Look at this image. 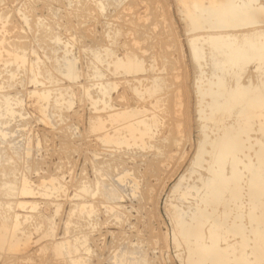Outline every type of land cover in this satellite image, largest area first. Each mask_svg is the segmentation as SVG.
<instances>
[{
  "label": "rangeland",
  "instance_id": "1",
  "mask_svg": "<svg viewBox=\"0 0 264 264\" xmlns=\"http://www.w3.org/2000/svg\"><path fill=\"white\" fill-rule=\"evenodd\" d=\"M237 3L242 10L250 8L248 1ZM254 5L264 11V0ZM184 9L175 0H0V160L12 156L19 164L15 179L36 193L0 197V264H72L61 249L68 243L79 246L77 256L86 264L136 259L147 261L142 264H195L197 231L209 242L217 240L218 248L238 264L252 251L253 264L264 262V197L256 254L240 246L241 236L215 226L227 207L204 206L194 191L184 196L209 181L203 161L216 148V131L228 125L234 137L245 127L236 115L222 126L201 119L205 106L200 105L199 87L224 79L228 88L249 84L245 88L253 86V96L264 97V86H255L258 77L249 78L257 75L261 61L254 58L247 71L239 69L227 78L225 50L208 43L200 44L207 49L206 58L201 55L204 62L196 61L194 37L220 32L209 25L188 32ZM260 26L264 29V22ZM8 109L15 113L12 117ZM251 124L245 139L254 142L256 132L262 133L259 142L264 144V125ZM261 172L264 195V166ZM93 188L106 193L117 189L118 199L110 201ZM241 201L246 211L242 223L250 230L251 197L245 194ZM10 203L22 208L11 212ZM202 209L211 213L210 220H204ZM253 234L250 230L245 236ZM22 240L29 241L25 250Z\"/></svg>",
  "mask_w": 264,
  "mask_h": 264
},
{
  "label": "bare ground",
  "instance_id": "2",
  "mask_svg": "<svg viewBox=\"0 0 264 264\" xmlns=\"http://www.w3.org/2000/svg\"><path fill=\"white\" fill-rule=\"evenodd\" d=\"M175 1L177 2L178 5L185 8L184 10H186L185 11L186 16H183V17H185L184 22L186 24V29L188 30V32L193 31V32L198 33L199 30L205 29L207 27V25H209V27L211 29L220 32V33L210 34L208 37H205V35L194 37L195 39H193L191 42V45H192L191 50L193 51L192 55L196 59V61H203L204 62V60L206 58L205 57V55H206L205 50H207V49L204 50V48H202L200 46L201 43H204V44L208 43L209 45H211L216 50L217 49L220 51L225 50V55L227 57L226 58L227 61L225 62V68L223 70L225 71V77L228 78V77H232L233 73L236 71L238 72L239 69L243 68L242 72L247 71L246 67L249 64L251 65L250 62H252V60L254 58H257L261 61L260 67L257 69V72H258V73H256L257 75L256 76L252 75V73H251V75H249L250 73L247 75H249V78H250V76H251V78L256 77V79L258 77V81H256V80L255 81L259 85L255 84L253 82L256 86V89L260 88L259 86H261V87L264 86V83H263L264 82V63H262V59H261V58H264V57H261V53L264 50V29L261 28V26H260L264 22V13H263L264 11L258 5L257 6L254 5L255 2H258V0H244V1H248L249 5H250V8L245 9V10H242L243 8H241L242 4L238 5V3H237L238 0H175ZM243 6H244V4H243ZM215 9H219V11L216 12V11H214ZM182 12H183V10H182ZM245 13L246 14L249 13V14L246 15ZM1 19H0V21H1ZM1 22L3 23V21H1ZM249 28H252V29L250 30ZM225 30H231L232 32L226 33ZM221 31H223V32H221ZM49 35L50 34H48V36ZM43 37L45 38V36H43ZM46 37H47V35H46ZM50 38H51V36H50ZM38 39H40V38H38ZM45 40L46 39H44V41ZM47 42H48V40H47ZM22 44L25 45V46L23 45V49L27 48L25 43H22ZM17 47H18V45H17ZM212 54L214 55V53H212ZM201 55L205 58H202ZM130 60H132V59H130ZM216 64H218V63H216ZM219 75H221V74H219ZM242 77H244V74ZM247 78H248V76H247ZM247 78L245 81H247ZM217 79H219V78H217ZM223 80H215V81L211 80L212 82L209 81L208 84L206 83L201 88L199 87V94L201 96L200 105L205 106L204 109H201L200 111L198 110L199 116H201V119L203 118V120H206V121L208 120L210 123H213V124L215 123V124H218L219 126H222L224 123L228 122L229 119H231L233 116L236 115V116L241 117L240 120H242V124L244 123L245 127L244 128L239 127L240 130L233 137V134H231L230 129H229V128H231V126L229 127L228 125L225 124L226 127L224 126L221 129L217 126V128L220 129L217 131L215 130L218 134V137H216L215 139L213 138L214 139L213 143H216V148L214 147V149H212V152L211 153L209 152L210 153L208 155L209 158L205 159L203 161V164L205 163L204 165H206V163H208L206 172L210 175V177H209L210 179L208 178L209 181H207V179H206L207 183L204 184L203 187L201 186V187H199V189L198 188L196 189V187H193L190 189V191L188 193H184V196L185 197L192 196V192L194 191L196 193V197H198L200 201H203L205 204L208 202V205L204 204V206L209 207L210 206L209 204H212L211 206H213V205H217L218 203H220V204L222 203V205H224L225 208L227 207V210L229 209L230 211L229 210H228V212L226 211L225 216L222 215V216H224L222 218V220L213 218V220L215 219L214 220L215 226L216 227L222 226L223 228L226 226L228 232L234 233V234L236 233L239 235V237L241 236V238H242L240 240V246L241 247H246V250L249 248H251V249L253 248L257 254V251L259 252V250L261 248V247H259V241H258V239L261 237L259 235L261 233H263V232L258 233V230H260L258 228V223L261 222V217H260L261 216L260 214H262L261 208L264 207L263 202H262L264 195H263V192H262L261 187H260V183L263 180V173L261 172V169L264 166V144L262 142H259V140H260L259 136L262 133L260 135H258V133L256 132V134H255L256 137L252 138V140H254V142L250 141L251 140L250 137L248 138V140L245 139V136H247V133L249 131V127L252 126L251 123H253V122L255 123L258 121L259 123H261V125L262 124L264 125V97H262L261 95L260 96H255V95L253 96L252 93L254 91H252V93H251L249 90V88L251 86L249 88H245L246 85H249V84H246L244 88H241L242 86L239 85L238 88L232 89V86L229 85L230 88H228L227 82H225ZM229 81H231V80L229 79ZM252 81H254V80L252 79ZM249 82H251V80H249ZM233 83H235V81H233ZM244 83H242L243 86H244ZM233 86L235 87L236 85H233ZM160 91H162V90H160ZM262 95H264V94L262 93ZM55 102H56V100H55ZM1 108H2V105L0 104V111H1ZM172 109H173V107H172ZM2 111H3V109H2ZM8 113H9V115H11V117H12V115L15 114L12 110L10 111V109H8ZM8 113H7V115H8ZM1 117H3V116H1ZM3 121H2V123H3ZM4 123H6V122H4ZM201 124H203V123H201ZM148 127L150 128V126H148ZM184 128H185V126H184ZM255 128H254V130H255ZM262 128H264V127H262ZM2 129H0V130H2ZM150 129H152V128H150ZM129 130L131 131L133 129L130 127ZM136 130L138 131V129H136ZM146 130H147V128H146ZM261 131H263V130H261ZM132 132H136L135 129ZM210 133L207 136L209 138H210ZM132 134H134V133H132ZM213 134H215V132ZM217 134H216V136H217ZM137 136H139V135H137ZM0 138H2V137L0 136ZM141 138H142V135H141ZM205 140H207V138L204 139V141ZM204 141H202V143H204ZM248 143H249V145H248ZM210 145H212V144H210ZM6 146H7V144H6ZM246 150H249V151L253 150L254 154L252 153L253 155H248L249 153L246 154L247 153ZM243 155L247 156L248 159L246 160L245 157H243ZM17 164L18 163L15 162V160L12 156H9L8 159L3 160L2 162L0 160V197L5 196L7 198L8 197L12 198V197H19V196L20 197L31 196V195L35 196L36 193L34 194L33 191L25 188L26 181H24V182L21 181V184L19 185V183H20V182H18L19 180L15 179L17 177L16 174H17L18 165H19V164L18 165ZM108 165L110 166L109 163H108ZM104 167H105V165H104ZM110 167H108L107 169H109ZM201 168H203V167H201ZM102 170H101V172H102ZM109 170L111 171V169H109ZM106 171L107 170L105 169L103 172L106 173ZM98 172H100V171L98 170ZM109 172H108V175L111 174ZM101 174L103 176V173H101ZM101 174H99V175H101ZM105 175H106V177H108L107 174H105ZM108 178H107V180H108ZM99 181H100V183H102L101 178ZM104 182H105V180L103 181V183ZM109 183L111 184V182H109ZM98 184H99V182H98ZM98 184L96 186V189L98 187ZM104 185H106V184H104ZM100 186H101V184L99 185V187ZM105 188H107V187H105ZM115 190H117V189H115ZM115 190L114 191L111 190V192L109 191V193H106L107 191L105 192V190L102 189V191L104 192L103 193L101 191V188H99L98 191H96V190L95 191L98 192L99 194L102 192L103 197L105 194L104 198H106V195H107V198L110 201H113V200L118 199L117 194L119 192L117 191V193H115ZM202 190L204 191V193H203L204 195L203 194L200 195V192ZM245 194L249 195L251 197V201H250L251 206H249V210L251 211L250 212L251 217H250V222H248V224L250 223V230L252 231V233H254L253 236H251V237L245 236V234L247 232H250V230H247L248 228L245 229V226H243L244 224L242 223V219L244 220V218L242 216H243V214L245 215L246 211L243 212L244 203H243V201H241V199L245 197ZM94 195H95V193L93 194V196ZM194 197H195V194H194ZM104 201H105V199H104ZM261 202H262L263 207L260 205ZM220 204H219V206H220ZM14 206H15V204L10 203L9 209L11 212H15L16 209L22 208L20 203L16 204V208ZM30 206L31 207L34 206V203ZM90 208L94 209L93 206ZM202 208H203V206H202ZM209 209H211V208H209ZM29 210L34 211V208L32 207V209H29ZM249 210H247V211H249ZM87 211H88V209H87ZM87 211H86V213H87ZM96 212H97V210H96ZM96 212H95V214H96ZM213 212H215V210H213L212 213ZM216 212H217V210H216ZM86 213L84 212L83 215L85 216ZM201 213H203L201 215L205 216L204 220H206V221L210 220V218H211L210 214L211 213L205 211V209L204 210L202 209ZM215 214H218V213H215ZM222 214H224V213H222ZM247 214H248V212H247ZM198 215H199V212H198ZM215 216H217V215H215ZM80 217H82V216H80ZM193 217H194V215H193ZM82 218H80V219H82ZM217 218H218V216H217ZM204 223H205V221H204ZM209 224H211V223H209ZM19 225H20V222L16 220V227H19ZM188 225H189L188 223L185 224V226H188ZM205 225H207V224H205ZM201 227H203V225H201ZM241 228H243L244 230H242ZM10 229H11V227H10ZM240 229H241V231H240ZM262 229H263V226H262ZM69 230H71V229H69ZM198 230H200V229H198ZM216 230H217V228H216ZM16 232H17V230H16ZM8 234H10V233H8ZM13 234H14V232H13ZM206 234L208 235V233H206ZM226 234H227V232H226ZM182 235H184V234H182ZM248 235H249V233H248ZM262 235H264V234H262ZM9 236H11V235H9ZM194 237H195L194 238L195 242L196 241L198 243L201 242V245H199L197 243L196 245H198V246L196 247L194 245L195 248H193V251L194 250L196 251V252L194 251L193 257L195 259H197V262L195 264H238L236 258H233V259H235V261H234L235 263H232L233 259H231V256H230L231 253L224 251L221 248H218L219 246L217 245V242H216L217 240L216 241L210 240V242H209V239L205 240L206 239L205 236L203 237L200 231H197V233L194 235ZM209 237H211V236H209ZM212 237H213V235H212ZM184 238H185V236H184ZM9 239H10V237H9ZM214 239H216V238H214ZM185 240H186V238H185ZM204 240L206 242H204ZM6 241H7V239H6ZM262 241H263V239H262ZM16 242H17V240H16ZM22 242H24V244H23L24 248L23 249L24 250L27 249L29 247V241L22 240ZM192 243H194V242H192ZM189 248L191 249V246H189ZM54 249H55V247H54ZM61 249L65 252V255H67L69 257L68 260L71 259L72 264H86L83 257L77 256V254L81 251H80L79 246H77L76 244L71 245V243H68V244L63 245V247H61ZM19 250H20V248H18V251ZM244 254L246 255V253H244ZM250 254H251V256L249 258H248V256H246L248 259L247 258H243V259L240 258L242 260L239 263L240 264H253L255 262V257H256V256H254L255 252L252 251ZM259 255H261V254H259ZM145 261H144V259H143V261L142 260L137 261V259H136V260H131L129 263L127 260V263L128 264H142V262H145ZM194 261H196V260H193V262ZM193 262H192V264H193ZM118 263L116 260V264H118ZM120 263H121V261H120ZM263 263H260V264H263ZM256 264H259V263H256Z\"/></svg>",
  "mask_w": 264,
  "mask_h": 264
}]
</instances>
